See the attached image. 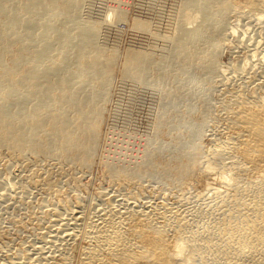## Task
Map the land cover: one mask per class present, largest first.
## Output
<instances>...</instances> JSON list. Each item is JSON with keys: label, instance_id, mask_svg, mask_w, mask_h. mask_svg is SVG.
Returning <instances> with one entry per match:
<instances>
[{"label": "bare ground", "instance_id": "6f19581e", "mask_svg": "<svg viewBox=\"0 0 264 264\" xmlns=\"http://www.w3.org/2000/svg\"><path fill=\"white\" fill-rule=\"evenodd\" d=\"M173 1L165 34L161 30L163 12L158 8L166 0H146L140 4L142 11L134 24L143 33L142 43L130 49L124 63L126 77L145 83L151 93H160L162 100L154 133L141 160L130 166L125 162L115 165L112 159L114 166H108L117 187L121 185L126 190L130 201L126 198L119 207L115 203H97L102 207H96L95 213L93 208V213L86 216L82 205H75L80 198L75 196V202L71 201L70 189H64L52 167L49 168L53 172L40 162L54 158L83 169L92 163L119 42L117 35L110 36V26L105 21L126 13L115 11L118 6L112 13V8L104 12L103 5H98L93 22L94 0H0V152L8 154L9 160L21 161L29 171L26 183L17 188L22 200L31 199L35 189L42 190L45 199L39 208H46L45 212L39 210V214L45 213L40 214V219L34 217L41 237L39 248L36 240H31V245L27 241L29 246L14 250L16 255L5 251L7 255L0 256V264H68V246L79 234L90 242L83 252L82 264H132L140 259L158 264H200L205 259L203 252L213 248V244L222 249L217 247L220 253L224 252L216 258L223 264H264V55L251 48L243 54L244 59L236 57L231 68L236 77L241 75L239 80L232 73L226 75L228 69L219 61L224 49H231L235 57L237 46L244 45L236 23L242 14L247 11L252 21L264 23V0ZM243 9L240 16L238 11ZM159 40L163 43L159 44ZM158 48L161 51H156ZM217 86L222 91L218 93L224 96L219 95L223 103L218 100L226 111L221 110L225 114L222 123L226 134L213 138L214 147L204 151L202 136L209 129L208 122L217 116L212 106ZM198 114L202 118H196ZM148 178L166 182L189 179L207 193L224 196H218L220 202L217 200L221 204H217L219 210H223L221 217L216 212L215 218L219 217L212 218L215 213L210 212L212 217L204 219L206 222L200 227L205 229L203 234L197 229L199 220L196 231H188L191 218H187L188 223L183 216L190 217L193 208L187 210L192 211L190 216L187 212L178 214L174 205L173 211L178 214L175 216L170 215L171 208L163 205L160 211L154 204L152 207L144 203L147 207L143 209L134 200L143 192L144 182H139ZM211 180L229 188L216 187L217 191H213L216 188ZM7 185L0 178L1 190L9 191ZM199 212L195 217H202ZM158 218H165L164 223H158ZM171 232L175 233L172 239ZM33 242L37 244V255L35 251V255L29 254L36 248ZM7 245L0 247L10 250Z\"/></svg>", "mask_w": 264, "mask_h": 264}, {"label": "rangeland", "instance_id": "374dc122", "mask_svg": "<svg viewBox=\"0 0 264 264\" xmlns=\"http://www.w3.org/2000/svg\"><path fill=\"white\" fill-rule=\"evenodd\" d=\"M144 1H146V0H144ZM144 1L143 0L142 1L141 0H120V1L119 0H115V1L114 0H110V1L109 0H94V2L96 3L95 4L96 6L93 8L94 9L93 13H95V14L92 13V15H94V16L91 15V18H92L91 20L93 22H95L96 19H97L96 17H97V11L98 10H96V9H98V7H97L98 5H103L102 6L103 7L102 10H104V12L106 11L105 9H108L107 11H109V9L112 8V10H110V13H112L115 10V8L118 6L117 7L118 10H115V11L120 13L123 10V11H125L123 13H126V14H123L122 17L117 18V16L115 15V14H117V12H115V14H114L115 17H113L114 19L113 18H111V19L109 18V20L108 19L106 20L108 22L105 21V24H107L108 27L110 26L109 27L110 30H111L110 31V34H111L110 36L112 37L114 35L113 37H115L117 35V40L119 42L117 43V46L115 47V49H116V51L114 53V57H115L114 62L115 63H113L114 66L112 68V74H111V78L112 79L110 80V83H109V85L107 87V97H106V99L104 101V110H103V115H102V121H101L100 129H99V134H98V137H97V140H96L97 141L96 142V146L94 148L96 150H95V152H93V156H92V160L93 161L91 160L92 163H90V165L87 168L83 169V168H81L80 165H79L80 166L79 167L78 165L73 163L74 166H75L74 167L73 165H71L72 163L68 164L69 162L67 163V162H64V161H63L64 162L63 163L61 160L59 161L58 159H54V158H52V159H49V158L47 159L46 158L45 160L40 162V165H42L43 167H44V165L46 163V166L44 167L45 169L46 168L48 169L49 167H52L54 169L53 170L54 172L52 171V168H49V169L51 170V172L54 173V174L53 173L52 174L55 177L58 175L57 178L59 179V181L61 180L63 182L61 184H63L64 189H65V187H66V189L68 188V190L70 189L68 191V193H70L68 197L70 198L71 201L75 202V198H76L75 196L80 198L79 202H78V200H76L75 205L80 203L82 205L83 209H84L83 211H84L86 216H90L93 213V208H95V211H94V213H95L96 212V207H98V208L102 207V206H96L97 203H98V205H101L102 202L103 203H109V204H114L115 203V205L117 206L118 204L120 205L121 202L124 203V202H126L128 200L130 201V199L127 197L128 194H127L126 190H124L120 184H118L120 186L117 187V182H115L113 180L112 176L109 174V167L108 166L111 165V163L114 166V164L116 165L118 163L117 165H120V164H123L124 162H125L124 165H128L129 164L130 166H132V165H134L136 163V161L138 162L139 160H141L142 155H144V152H145V150L148 147L147 145H148V142L150 140V137H152V134L154 133L155 124L157 122V117H158V115L160 113L159 110L161 109V106H162V104L160 103V101L162 102V100H160V98H161L160 97V93H157V92H155L154 94L151 93L152 91L149 90L150 89L149 86H147L145 83L143 84L142 82L141 83L135 82L134 80H131L128 77H126V75L124 74L125 71H126L124 69L125 68V64L124 63H126L125 60H127L128 52L130 51V49H131V51L133 49H136L135 47H138V45H140L142 43L140 39H141V37H142L141 35H143V33H141L140 31H137L138 29L135 27V24H134L135 22L134 21H135V18H137L138 15L141 13L142 7H141L140 4H142ZM173 3H174L173 0H166V2L161 4V6H159V8L157 7L159 10H161L163 12V21L164 22H162V27H161V30H163V33L164 32L166 33L167 30H168L167 29L169 27L168 26V22H169L168 21V17L171 14V11L173 10V7H174L172 5ZM164 5H165V7H164ZM242 11L245 12V9L238 11L240 16H241V13H243ZM104 12H102V13L105 15ZM245 13L246 14H242V17H241L242 19L239 17L240 18L239 21L238 20H237L238 22L236 21V23L239 24L238 25V28H239L238 29V33H240L241 36L244 37V45L237 46V48L235 49V50H237V52H236L237 55H235V57H234V55H231V53H230L231 49L228 50L229 48L228 49L226 48V49L223 50V55L220 56V58H219L220 64H222V66H224V69H226V68L228 69V70L226 69L227 70L226 71L227 72L226 75H228V76L233 71V69L231 68V64L235 63V58L236 57H240V58L244 59L243 56H245V55H243V54H246L247 50H250L252 48V49L257 50L259 52L258 53L259 55H260V53H261V55H264V53H263L264 49H262V48H264V46H263V44H264V34H261V33H264V23L263 22L252 21V19H250V17H249V14H247V11ZM100 17H104V16H100ZM241 23H242V25H241ZM257 24H259V25H257ZM243 32H244V36H243ZM248 36L251 38V41H250V38ZM254 38H255V40H254ZM252 39H253V41H255L254 43H253ZM245 40H247V41H245ZM256 40H258L259 42L261 41V43L256 42ZM159 41H158L159 44L163 43V41H160V42ZM245 42H246V44H245ZM255 45L256 46L258 45L257 46L258 48ZM259 46H261V47H259ZM254 47H256V48H254ZM108 48H109V50H112V46H109ZM156 51L159 52V51H161V49L158 48V49H156ZM109 52H111V51H109ZM255 58H257V57H254V59ZM251 59L253 60V58H251ZM255 61H256V59H255ZM239 71H241V70H239ZM232 74H233V76L236 77L235 72H233ZM245 74L243 73L242 76L245 75ZM230 76H232V75H230ZM239 76H241V75H237V77H238V79L236 77L237 80H239L241 78ZM246 76L247 75H245L243 77L247 78ZM218 78H220V77H218ZM218 89L220 90V88L217 86L216 92H215L216 93L215 97H217V98L214 99L215 102L213 101V103L216 104L217 107H216V105H213V103H212V106L213 107L215 106L217 108V109L215 107L213 108V109H215V115H217V116H215V118H214L215 120L210 121L212 124L210 122H208L209 123L208 124V128L209 129L206 128V132L202 136V139H201L202 148H203L204 151L210 150V148L214 147L215 141L213 140V138H215V137L218 138V137H220V135L224 136V134H226V131H225L226 128L223 127L224 124L222 123L223 122L222 119H224V117H225V114H223V113H226V111L224 112V109L221 106L222 103H223V99L222 98L224 96H222L223 93H218V92H222L221 90L217 91ZM261 89H259L258 92L263 93V90H261ZM139 90H140V92H139ZM219 95L222 96V98ZM218 99L221 100L222 103ZM217 100H218V102H216ZM130 104H132V106H131V109L128 110L127 108H128V106H130ZM159 106H160V109H159ZM216 110L217 111L219 110V111L217 112ZM221 110L223 111V113H221L222 112ZM157 113H158V115H157ZM219 113H221V115ZM201 116H202V114H201ZM201 116L198 114L196 116V118L200 119V118H202ZM216 118H217V120H216ZM219 119L221 121H219ZM218 121H219V123H218ZM216 130H217V132H216ZM215 132L217 133L218 136L214 135V134H216ZM223 132H225V133H223ZM212 136H214V137H212ZM124 156H126V157H124ZM8 157H9L8 154L4 153L3 151L0 152V178L6 180V182L8 184L7 186L9 187V191L7 189L3 190L4 188H2V190H1V187H0V206H1L0 207V229H1L0 230L1 231L0 232L1 233L0 234V236H1V238H0L1 239L0 240V246H2V247L5 246L6 247V245L8 244L7 247L10 248V250L9 249L5 250L4 248L0 247L1 250L4 249L3 250L4 252L0 250V256L2 257V256L7 255V254L16 255L18 252L14 253V250L17 251V250L21 249V247L28 245L29 242H30V245H31V243H32L31 240H33V239L37 241L38 245L36 244V242L35 243L33 242V244H34V246L36 248L34 247L35 249H33L31 247L32 249L30 248L31 251H30L29 254L35 255L38 252V251H35V250H37V246L39 248V246H40L39 244H41V243H38V241L41 240V237H40V232L38 231V226H37L38 225V221H35V218H37L36 220H38V219H40L43 216L42 214H45V213H40L42 216L39 214V210H41L40 209L41 208L40 204L43 202V201L41 202V200L45 199V197H44L45 194H44V192L42 190L35 189L34 192L31 195L32 198L31 199L27 198V200L23 199L24 200L23 201L22 200L23 196L21 197V194L17 191V188H18V186L24 185L26 183L25 181H26L27 175L29 174V171L27 170L28 171V173H27V171L24 168L25 164H23L21 161H19V160H15V161L9 160ZM112 159L113 160L115 159V160L113 161ZM122 159H123V161H122ZM119 160H120V162H119ZM112 161L114 162V164H113ZM13 163H15V164H13ZM65 163H67V164H65ZM132 163H134V164H132ZM175 163H176V161H175ZM69 165L72 166L73 168L72 167L70 168ZM263 165H264V158H263ZM58 169H61V170H58ZM43 171H45V170L42 169V172ZM58 171H61V172L59 174H57ZM71 172H72V174H71ZM83 174H84V177H83ZM25 175H26V177H25ZM68 176H70V177H68ZM69 178H70V181H68ZM149 179L150 178L139 182V184L144 182L143 184H141V186L143 188L142 189L143 192L140 195H138V197L141 196V197H139V199H137L138 201L134 200V202L140 204V206L143 209L145 207H147L148 204H151L149 206H152V207H154V206L156 207L157 206L156 207L157 209H159L163 205V206H165V208H169V209L171 208L170 209L171 212L175 208L174 210H176V211L179 210L178 214H181L183 212L182 214L186 215L188 213V216L191 215L190 217H186L187 215L183 216V217H185L186 221H187V218H188V220L191 218L189 220L191 224H187L188 225L187 228L190 227V226L192 227L193 225L195 226L197 221L199 220L198 221V223H199L198 225L199 226L196 225V226L199 227V228H197L198 232H200L199 229H201L202 232L205 230L204 227L203 228H200V227L204 226V225H201V224H203V221H204V224H205V222H206L205 220H207V218L210 217V216L212 217L213 214L211 215L210 212L211 213L212 212L215 213V216L213 215L212 218H215L217 213H218L219 216H220V214L222 215L223 210H221L222 208H220V210H221V212H220L219 207H218V206H221V204H219L218 201L220 202L221 198L223 199L224 196H222V195L221 196L218 195V196L221 197L219 199L218 196H215L216 194L214 195V194H212V192L207 193L208 191H205L206 189L203 190L202 188L201 189L198 188L199 185H196L193 181H189V179L187 180L189 182H187L186 180H183L182 182L181 181H178V182L177 181L176 182L168 181V182H166V181H162V180L157 181L156 179H155L156 180L155 181V180H153V178H151V180H149ZM17 182H19V184ZM211 182H212V186L214 188L218 187V189H220V190H222L224 187L225 188L227 187L225 185L223 187L217 185L218 182L214 181V180H211ZM11 183H12V185H11ZM66 184H69V185L67 186ZM193 186H196V187H193ZM242 186H243V184H242ZM225 188L223 190H225ZM227 188H229V187H227ZM119 190H120V193L118 192ZM121 190H123V191L121 192ZM201 190H203L202 193H201ZM214 190L217 191V188L213 189V191ZM204 191H205L206 194H204ZM11 192H12V194H11ZM136 192H139V191L137 190ZM195 192H198V193H195ZM230 192H231V190H229V193ZM123 193H124V195H123ZM199 193H201V194H199ZM19 194H20V196H19ZM41 194H42V196H41ZM207 194H210V195H207ZM152 195H153V197H152ZM199 195H201V196H199ZM144 196H146V198ZM11 197H12V199H11ZM102 197L105 198V199H103ZM216 197H218V198L216 199ZM113 198H115V199H113ZM119 198H121V199H119ZM126 198H127V200L123 201ZM18 199L21 200V201H19ZM111 200H112V202H111ZM113 200L114 201L118 200L120 203L118 201H116V202H118L116 204V202H114ZM22 201L23 202L27 201L28 203L25 204L26 202L23 203ZM216 201H217V203H215ZM132 202H133V200H132ZM144 203L145 204L147 203L146 204L147 206ZM153 204H154V206H153ZM164 204H166V205H164ZM214 204L216 206L218 204V206H217L218 207V211H216L217 207L214 206ZM208 205L209 206L211 205V208H209ZM120 206H122V204ZM140 206H139V208H141ZM178 206L180 208H178ZM181 206H183L182 207L183 211L181 209ZM34 207H35V209H34ZM117 207H119V206H117ZM172 207H174V208H172ZM176 207H177V209H176ZM98 208H97V211H98ZM195 208L197 210L200 209V211H202L203 213H207L208 215L209 214L210 215L208 216L207 214H204V216H203L201 214L202 212H199V211L195 210ZM44 209L46 210V208H44ZM44 209L41 210L40 212H45ZM180 209H181V211H180ZM191 209H192V211L194 210L193 211L194 213L196 211L197 212L195 214H193L192 211H191L192 213L190 211L187 212V210H191ZM202 209L205 210L206 212L203 211ZM210 209H211V211H210ZM212 210H214L215 212L212 211ZM176 211H173L174 213L172 212V213H170V215L172 214L173 216H175L177 214ZM31 212H32V214H31ZM184 212H187V213H184ZM198 212H199V215L202 216L201 218H200V216H198V217L196 216L195 217V215ZM34 214H36V215H34ZM167 216H168V214H167ZM205 216H207V217H205ZM31 217L32 218L35 217V218L32 219ZM168 217H170V216H168ZM192 217H194V219H192ZM195 218H196V221H195ZM217 218H215V219H217ZM157 220H159V221H157L158 223H164L163 221H165V218H158ZM189 221H187V222L189 223ZM36 222H37V224H36ZM193 222H195V223H193ZM192 223H193V225H192ZM35 225L37 227H35ZM196 226L194 228L193 227L192 228L191 227L188 228V231L193 230V229L196 231ZM4 232H5V234H4ZM202 232H200V233H202ZM172 233H174V232H171V234H169V237L171 239H172L171 236L174 237V235H175V233H174V235ZM203 234H206V233L203 232ZM77 238L78 239H75L76 241L73 240L74 243L72 242V245H71V242L69 243V245H71V246L67 245L68 248L70 247L69 248L70 250L68 252L71 255V256L69 255L70 256V261L68 262V264H82V262L84 260L83 259V255H84L83 252L86 251V249H87V247H88V245L90 243V242L86 241V239H84L83 234H79V236ZM23 241H24V243H23ZM27 241H28V243H27ZM6 242H8V243H6ZM39 242H41V241H39ZM21 243L24 244V245H22ZM211 244H213V243L211 242ZM214 246H216V245L213 244V248L214 249L211 246L210 247L211 249L208 247L207 250H206L207 252H203L205 254L204 255L205 259L203 258L204 262L201 259L200 262H199L200 264H205L207 262L208 263L210 262L212 264H223V262H220L221 261L220 259H219L220 261L217 260L218 259L217 256H219L220 254L223 255L224 252L220 253L219 251L220 250L222 251V249H220L219 246H217L220 249L218 251V248L217 247L215 248ZM83 247H84V249H83ZM221 248H222V246H221ZM226 250H228V249H225V252H227ZM5 251L6 252L9 251V253L5 254ZM208 251L210 253H208ZM223 251H224V248H223ZM2 252H3V255H2ZM230 254H231V252H229V254H227V255H230ZM214 256H215V258H214ZM71 257H73V258H71ZM206 258H207V260H206ZM205 261H207V262H205ZM161 263L162 262H159V264H161ZM132 264H158V263L156 261L154 262L151 259H140L138 262L132 263Z\"/></svg>", "mask_w": 264, "mask_h": 264}]
</instances>
